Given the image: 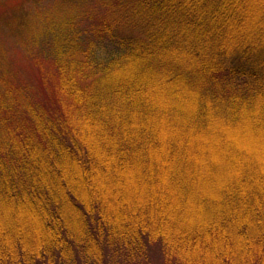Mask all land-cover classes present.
I'll use <instances>...</instances> for the list:
<instances>
[{"label":"trees","instance_id":"trees-1","mask_svg":"<svg viewBox=\"0 0 264 264\" xmlns=\"http://www.w3.org/2000/svg\"><path fill=\"white\" fill-rule=\"evenodd\" d=\"M21 15L2 22L20 61L0 43V264H264V0Z\"/></svg>","mask_w":264,"mask_h":264},{"label":"rangeland","instance_id":"rangeland-1","mask_svg":"<svg viewBox=\"0 0 264 264\" xmlns=\"http://www.w3.org/2000/svg\"><path fill=\"white\" fill-rule=\"evenodd\" d=\"M22 1H24L23 5H21L18 8H21L23 10V13L24 14L27 13V15L28 14L34 15L36 12H40L42 15H44L45 13H47V11L51 7V5L54 3V0H41L40 2L38 1L39 3L31 1V0H22ZM22 1H20V2H22ZM2 9H4V7ZM2 9H0V10H2ZM16 10L14 11V14H17L19 16L21 14L23 15L22 11H20L18 13H15ZM0 14H1V17H0V43L3 44V46L6 47L10 51L9 58L10 57H15V58H17L18 61H20V59L23 56L19 52L20 48L22 47L21 43H20L21 41L17 37L14 38L15 35L11 31L8 30L9 28H7L4 24H2V22H4L6 19L7 20L8 19L11 20L10 25H16L17 21L12 19L13 15H14V14H12V12H10L9 14L7 13V15H3V12H0ZM10 14H12V15H10ZM13 29H14V31H16L15 26H14ZM4 47H2V48L4 49ZM3 49H0V56L1 57H3L5 55V53L1 51ZM26 76L27 75H24V78H26ZM240 131H241L240 129H237L234 132L232 131L233 134L230 133V134H232L231 137H234L237 140V135H243V133L240 132ZM246 139L249 141L248 149L252 150L253 152H255V149L257 150V147H258V151L263 152L262 157L264 159V144H263L264 143V137L260 138V137L256 136L255 139L252 138V137H247ZM238 142L239 143L245 142V137L243 138L241 136L240 141H238ZM259 143H260V145H263V149L262 150H261L262 146L258 145ZM259 161H262L261 157H260ZM260 163L261 162H259V164ZM110 193L111 194H116V192H114V191L110 192ZM124 195H126V193H124Z\"/></svg>","mask_w":264,"mask_h":264}]
</instances>
